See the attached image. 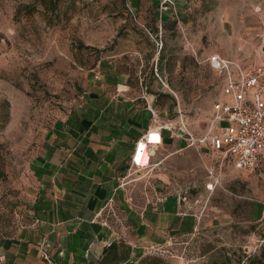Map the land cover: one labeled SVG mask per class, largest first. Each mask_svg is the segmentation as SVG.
Returning <instances> with one entry per match:
<instances>
[{
	"label": "rangeland",
	"instance_id": "1",
	"mask_svg": "<svg viewBox=\"0 0 264 264\" xmlns=\"http://www.w3.org/2000/svg\"><path fill=\"white\" fill-rule=\"evenodd\" d=\"M213 53L264 62V0H0V241L23 226L29 166L89 76H162L174 132L185 124L197 136L223 97ZM197 159L174 152L162 167L196 229L134 261L264 264V168L240 170L223 152L211 168Z\"/></svg>",
	"mask_w": 264,
	"mask_h": 264
},
{
	"label": "crops",
	"instance_id": "2",
	"mask_svg": "<svg viewBox=\"0 0 264 264\" xmlns=\"http://www.w3.org/2000/svg\"><path fill=\"white\" fill-rule=\"evenodd\" d=\"M135 80L89 76L73 107L49 130L25 178V221L0 241V264H97L105 246L122 238L138 260L196 229L198 213L184 207L185 195L169 189L162 167L184 151L211 168L222 151L169 128L173 104L162 105L159 96L173 94L162 76ZM209 129L197 136L189 131L201 137Z\"/></svg>",
	"mask_w": 264,
	"mask_h": 264
},
{
	"label": "built area",
	"instance_id": "3",
	"mask_svg": "<svg viewBox=\"0 0 264 264\" xmlns=\"http://www.w3.org/2000/svg\"><path fill=\"white\" fill-rule=\"evenodd\" d=\"M208 61L223 75V97L214 102L211 127L201 137L194 136L185 124L177 129L187 132L192 143L209 141L240 170L263 169L264 62L243 65L219 53L211 54ZM218 125L220 132H216ZM168 126L173 129L172 123Z\"/></svg>",
	"mask_w": 264,
	"mask_h": 264
},
{
	"label": "trees",
	"instance_id": "4",
	"mask_svg": "<svg viewBox=\"0 0 264 264\" xmlns=\"http://www.w3.org/2000/svg\"><path fill=\"white\" fill-rule=\"evenodd\" d=\"M132 246L125 240H115L111 244L105 246L104 251L99 258L97 264H152L153 260L156 264H168L163 258L149 256L141 259L138 263L131 259ZM241 263V262H240ZM212 264H234L228 256L219 260H214ZM241 264H245L241 263Z\"/></svg>",
	"mask_w": 264,
	"mask_h": 264
},
{
	"label": "water",
	"instance_id": "5",
	"mask_svg": "<svg viewBox=\"0 0 264 264\" xmlns=\"http://www.w3.org/2000/svg\"><path fill=\"white\" fill-rule=\"evenodd\" d=\"M180 131L183 132V129H181Z\"/></svg>",
	"mask_w": 264,
	"mask_h": 264
}]
</instances>
